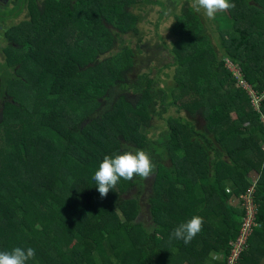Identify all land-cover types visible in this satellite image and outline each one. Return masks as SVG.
<instances>
[{
  "label": "trees",
  "instance_id": "16d2710c",
  "mask_svg": "<svg viewBox=\"0 0 264 264\" xmlns=\"http://www.w3.org/2000/svg\"><path fill=\"white\" fill-rule=\"evenodd\" d=\"M231 2L208 19L184 1L171 47L160 39L162 59L137 69L139 39L123 36L137 33L134 8L162 0H0V251L31 247L27 264H226L244 213L229 199L251 193L240 264H261L264 0ZM137 150L153 174L101 198L103 157ZM194 215L191 243L171 238Z\"/></svg>",
  "mask_w": 264,
  "mask_h": 264
},
{
  "label": "clouds",
  "instance_id": "9594fccd",
  "mask_svg": "<svg viewBox=\"0 0 264 264\" xmlns=\"http://www.w3.org/2000/svg\"><path fill=\"white\" fill-rule=\"evenodd\" d=\"M192 7L197 12L203 10L208 19H214L218 12H226L229 9L235 8V4L232 3L231 0H192ZM2 30L7 31V28L5 27ZM247 90L248 93L252 95L253 92L250 90V87H248ZM154 168L155 165L153 164L152 159L147 152L143 150H137L136 152L125 151L119 154L105 155L102 162L99 164L98 169L95 171L92 179L95 181V185L97 186V190L101 198H105L109 193V190L114 189L121 179L130 181L135 176H139L142 179H147L153 174ZM241 197H230L229 202L232 206L239 207L242 212H244L240 206ZM253 203L256 207V212L254 215L255 223L257 216V205L255 204L254 200ZM243 216L244 213L241 217V224ZM203 223L204 220L202 216L194 215L186 222L179 224L171 233V238L182 240L185 245L190 244L196 235L202 230ZM256 226L257 224L255 223V226L252 228V230ZM240 228L238 229L239 231ZM236 239L231 242V245L234 244ZM247 249L248 238L247 247L244 251ZM34 256L35 250L31 247H28L26 250L21 247H15L10 251H0V264H27V261L31 258H34Z\"/></svg>",
  "mask_w": 264,
  "mask_h": 264
},
{
  "label": "rangeland",
  "instance_id": "374dc122",
  "mask_svg": "<svg viewBox=\"0 0 264 264\" xmlns=\"http://www.w3.org/2000/svg\"><path fill=\"white\" fill-rule=\"evenodd\" d=\"M41 1L42 0H36L39 6L41 5ZM184 1L192 7V0H162L165 7L154 3L141 4L138 5L139 9H133L134 13L141 16L138 26L136 27L137 33L134 35L131 33V35L123 36V38L127 40V42L130 41L132 45L136 39H139V43L136 45V48L133 49L136 59L135 68L139 69L146 67L150 60L158 62L162 59V53L163 51L165 52V50H162L160 39H163L162 41H164L167 48L171 47L169 43L175 37L172 33V25L176 21L177 16L181 13ZM25 12L13 19V22H17L22 17H25L27 15ZM205 16L204 12H202V17ZM3 43L5 44V41L0 39V45ZM2 60L3 55L0 51V61L2 62ZM205 116L208 118H215L217 114L216 112H206ZM230 119H232V115L229 116L226 114L221 115L219 118L221 122H227ZM200 121L202 122V119H200ZM255 176V173H250L248 175L252 181H254ZM142 218H146V215L143 214ZM156 259L155 254L149 257L151 262H155Z\"/></svg>",
  "mask_w": 264,
  "mask_h": 264
},
{
  "label": "built area",
  "instance_id": "2783aa9c",
  "mask_svg": "<svg viewBox=\"0 0 264 264\" xmlns=\"http://www.w3.org/2000/svg\"><path fill=\"white\" fill-rule=\"evenodd\" d=\"M231 70H233V72H237L236 67H232ZM242 86L248 88L245 83ZM240 206L244 210V216L242 219L239 236L230 249V254L227 257L226 264H240L241 253L246 249L247 238L250 235L252 228L255 226L254 215L256 212V207L253 203L251 193L241 197Z\"/></svg>",
  "mask_w": 264,
  "mask_h": 264
},
{
  "label": "crops",
  "instance_id": "0c3cea01",
  "mask_svg": "<svg viewBox=\"0 0 264 264\" xmlns=\"http://www.w3.org/2000/svg\"><path fill=\"white\" fill-rule=\"evenodd\" d=\"M261 264H264V258L261 260Z\"/></svg>",
  "mask_w": 264,
  "mask_h": 264
}]
</instances>
